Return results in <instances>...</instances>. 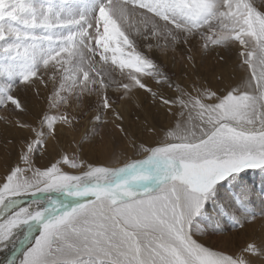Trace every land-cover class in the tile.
Here are the masks:
<instances>
[{
	"label": "snow or ice",
	"instance_id": "1",
	"mask_svg": "<svg viewBox=\"0 0 264 264\" xmlns=\"http://www.w3.org/2000/svg\"><path fill=\"white\" fill-rule=\"evenodd\" d=\"M0 140L4 264H264V0H0Z\"/></svg>",
	"mask_w": 264,
	"mask_h": 264
},
{
	"label": "rangeland",
	"instance_id": "2",
	"mask_svg": "<svg viewBox=\"0 0 264 264\" xmlns=\"http://www.w3.org/2000/svg\"><path fill=\"white\" fill-rule=\"evenodd\" d=\"M228 55L231 56L232 61L234 63L235 59H236V53L232 52V53H229ZM230 68H231V64L229 66V70H230ZM167 94H171V89L168 90ZM21 95L22 96L27 95V98H28V101H29V107L32 108L34 111H38L40 109L48 110L49 105H48L47 100H46V96L48 95V92L42 90V93H41V96H40L39 99H36L34 97V94L31 93V92H28L26 94L25 93H21ZM129 112H135V108L134 107L130 108ZM129 119L132 120V119H134V117L130 116ZM164 121L165 120L162 119L161 123L163 124ZM90 128H91V125H89L87 123V118H85V120L82 121V126L79 128L78 132L74 134L76 139L78 140L79 137L81 135H83L86 131H88V129H90ZM114 134H115L114 130L111 128V126H109L107 129H105V135H106V138L108 140L111 141V139H112L111 137H113ZM115 136H116V144L118 146L121 143V141H120L121 139H120L118 134H115ZM62 142H63L65 148H70L71 146H74L73 136L72 135L67 136ZM4 151H5V148H4L3 141L0 140V155H3ZM39 163L41 165L47 163V157L42 158L39 161ZM3 172H4L3 166L0 165V176H3ZM256 174H257V176H256ZM262 175L264 176V174H261L258 170H248L247 176H246L247 184L252 189V193L251 194H252L253 198L255 199L256 205L258 207L262 203H264V187H261V185H260V184H264V177ZM210 209H211V207H210ZM211 213H213L212 214L213 216L216 215L215 214L216 213L215 210L211 209ZM221 227H223V226L221 225ZM228 229L230 230V235L235 237L236 236V230L231 229V224L230 223L228 224ZM216 238L217 237H213V239H216ZM2 249H4V248H0V262L2 260L1 259V250Z\"/></svg>",
	"mask_w": 264,
	"mask_h": 264
},
{
	"label": "bare ground",
	"instance_id": "3",
	"mask_svg": "<svg viewBox=\"0 0 264 264\" xmlns=\"http://www.w3.org/2000/svg\"><path fill=\"white\" fill-rule=\"evenodd\" d=\"M236 60V59H235ZM235 66L234 63L231 64V68H230V75L234 78V79H239L240 77H246L247 73H245L242 69L236 68L235 72H232V68ZM168 121L165 120L164 121V125H167ZM88 126V125H87ZM112 138V137H111ZM110 141V140H109ZM121 141V140H120ZM126 146V141H121V143L117 146V150H123V148ZM247 176V175H246ZM257 176V174H256ZM263 176V175H262ZM264 177V176H263ZM245 182L246 181V177H245ZM259 182V181H258ZM262 182V181H261ZM261 187H264V184H260ZM263 189V188H262ZM22 204H24L26 206L27 204V199L25 198L22 202ZM212 210H215L216 212V207H211ZM211 209L209 208V211L211 212ZM220 211H223L222 207L220 208ZM213 214V213H212ZM216 214V213H215ZM4 215V213H0V217H2ZM223 226V225H222ZM9 249V250H8ZM11 255V250L10 248H4L1 250V262L0 264H4V261L7 257H9Z\"/></svg>",
	"mask_w": 264,
	"mask_h": 264
}]
</instances>
